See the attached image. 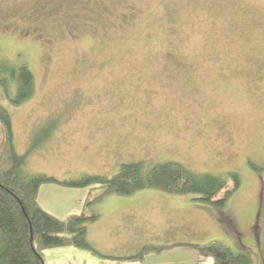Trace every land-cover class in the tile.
<instances>
[{"label":"rangeland","instance_id":"374dc122","mask_svg":"<svg viewBox=\"0 0 264 264\" xmlns=\"http://www.w3.org/2000/svg\"><path fill=\"white\" fill-rule=\"evenodd\" d=\"M2 62H24L35 77L33 95L18 106L0 86L16 152L57 122L27 158L28 173L110 178L138 160L238 172L221 207L158 188L120 196L102 186H42L38 200L56 217L99 216L87 239L100 253L150 247L142 262L127 263L211 264L196 247L216 240L264 264V0H0ZM43 255L45 264L102 258L73 246Z\"/></svg>","mask_w":264,"mask_h":264},{"label":"trees","instance_id":"16d2710c","mask_svg":"<svg viewBox=\"0 0 264 264\" xmlns=\"http://www.w3.org/2000/svg\"><path fill=\"white\" fill-rule=\"evenodd\" d=\"M12 80H17L16 91L14 96H9L7 93ZM34 82L33 73L24 62L16 66L6 62L0 64V86L12 106H18L31 98L35 91ZM46 123V127L37 128L29 137L26 149L21 154L17 153L10 112L0 104V264H45L44 249L59 246H73L102 257L101 262L96 264H128L127 260L140 259L142 262L143 255L153 249L144 247L137 255L127 257L100 253L87 239V224L98 220L99 216L86 215L81 210L80 213L60 218L44 210L37 196L39 188L46 183L72 188L102 186L120 196L131 195L146 188H158L172 194L192 192L198 195L196 199L201 203L220 207L240 184L235 170L223 175L214 172L195 173L174 160L157 162L149 167L141 160L123 162L110 178L82 174L78 178L60 179L46 173H28L24 167L27 158L44 145L57 128L55 121ZM249 163L252 168H257L252 162ZM228 179L233 182L232 189L225 190L222 198L213 199L224 189ZM87 203L88 200L84 205ZM196 249L211 256L214 259L211 264H252L251 257L242 252L235 253L216 240Z\"/></svg>","mask_w":264,"mask_h":264},{"label":"crops","instance_id":"0c3cea01","mask_svg":"<svg viewBox=\"0 0 264 264\" xmlns=\"http://www.w3.org/2000/svg\"><path fill=\"white\" fill-rule=\"evenodd\" d=\"M1 139H2V135H1V128H0V141H1ZM26 140V139H25ZM27 141V140H26ZM25 141V142H26ZM47 185V186H46ZM46 185H42V186H46L47 187V189H46V191L47 192H57L58 190H60L61 188H59V186L60 185H56V186H54L55 184H51V183H46ZM53 185V186H52ZM41 186V187H42ZM41 187L39 188V192H40V189H41ZM65 188H67V187H65ZM68 188H71V187H68ZM75 189V188H74ZM39 192H38V196H37V200H38V197H39ZM39 201V200H38ZM39 204H40V201H39ZM41 205V204H40ZM41 207H42V205H41ZM44 210H46L44 207H42ZM47 211V210H46ZM50 212V211H49ZM51 213V212H50ZM53 214V213H52ZM105 254V253H104ZM106 255H108V254H106ZM75 256V255H74ZM109 256V255H108ZM116 256H119V255H115L114 257H116ZM121 257H124V256H121ZM126 257V256H125ZM72 258H74V257H71V258H69V260H71ZM74 261H77L76 259H74ZM90 262V261H89ZM97 262H101V259H99V261H96V263Z\"/></svg>","mask_w":264,"mask_h":264},{"label":"built area","instance_id":"2783aa9c","mask_svg":"<svg viewBox=\"0 0 264 264\" xmlns=\"http://www.w3.org/2000/svg\"><path fill=\"white\" fill-rule=\"evenodd\" d=\"M60 264H89V263H87V262L84 261V260H83L82 262L71 260V261H69V262H67V263H60ZM94 264H96V263H94ZM109 264H115V263H109Z\"/></svg>","mask_w":264,"mask_h":264},{"label":"flooded vegetation","instance_id":"af4514ba","mask_svg":"<svg viewBox=\"0 0 264 264\" xmlns=\"http://www.w3.org/2000/svg\"><path fill=\"white\" fill-rule=\"evenodd\" d=\"M258 233H259V235L257 236V240L259 241V239L261 240V238L264 236V234H262V228L261 227L259 228Z\"/></svg>","mask_w":264,"mask_h":264}]
</instances>
